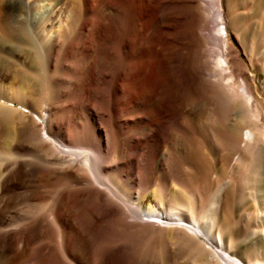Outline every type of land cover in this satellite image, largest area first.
I'll list each match as a JSON object with an SVG mask.
<instances>
[{
  "label": "bare ground",
  "instance_id": "6f19581e",
  "mask_svg": "<svg viewBox=\"0 0 264 264\" xmlns=\"http://www.w3.org/2000/svg\"><path fill=\"white\" fill-rule=\"evenodd\" d=\"M249 68L264 0H0V264H264Z\"/></svg>",
  "mask_w": 264,
  "mask_h": 264
},
{
  "label": "rangeland",
  "instance_id": "374dc122",
  "mask_svg": "<svg viewBox=\"0 0 264 264\" xmlns=\"http://www.w3.org/2000/svg\"><path fill=\"white\" fill-rule=\"evenodd\" d=\"M247 15H248V20H250L252 22L253 21L252 20V13L251 12H248ZM253 24H255V22ZM219 28H222V27H219ZM242 59L245 62L244 58H242ZM248 70H249V73L255 77V85H256V87L260 91H262L264 89V73L259 72L256 69H253V70L250 71V68H249ZM12 72H13V74L11 75V79L10 80H14V81H17L18 83L19 82L22 83L23 82L22 81L23 78H22L21 74L20 73H17L15 69ZM233 199L236 200L235 198H233ZM243 206H244L243 203H241V204L235 203V205H234V213L236 215L239 214L240 211L243 209ZM260 240H261L260 242L262 244V241L264 239L261 238ZM184 250H187V251L185 252ZM156 251L154 253L153 250H151V248H150V242L148 241V256H149V258L153 256L154 259L156 260V263L157 264H182V263L183 264H190V262H191V255H190L189 249L184 248V247L179 248V254L177 255V258L174 259V260H170V262L165 261V259L163 258V256L160 254L159 250L157 251V253H156ZM181 251L182 252L184 251V252L181 253Z\"/></svg>",
  "mask_w": 264,
  "mask_h": 264
}]
</instances>
